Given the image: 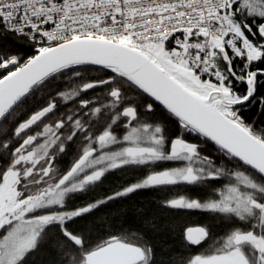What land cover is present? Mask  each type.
Returning <instances> with one entry per match:
<instances>
[{"label": "snow or ice", "instance_id": "6c2138e0", "mask_svg": "<svg viewBox=\"0 0 264 264\" xmlns=\"http://www.w3.org/2000/svg\"><path fill=\"white\" fill-rule=\"evenodd\" d=\"M0 264H264V0H0Z\"/></svg>", "mask_w": 264, "mask_h": 264}, {"label": "trees", "instance_id": "16d2710c", "mask_svg": "<svg viewBox=\"0 0 264 264\" xmlns=\"http://www.w3.org/2000/svg\"><path fill=\"white\" fill-rule=\"evenodd\" d=\"M27 48V45H24ZM174 166V165H165ZM198 189H193L190 187H179L170 188L164 191H145L139 195L133 196L130 200H125L119 202L112 206L114 215L110 219V224L114 231L125 230L129 232L139 231L143 224L140 217L137 215L138 211L143 210L145 207L151 206V204L160 200L164 197H171L175 194H191ZM158 219L162 221L169 229L174 231L167 237L168 242L172 244L173 247L177 248L179 252H186V250L180 246L179 234L183 227L194 226L196 224H203L207 222V217L203 216L198 211H169L167 213H157ZM49 245H54V240L48 241ZM207 245H205L206 247ZM201 248H192L190 251L195 254L201 251Z\"/></svg>", "mask_w": 264, "mask_h": 264}]
</instances>
